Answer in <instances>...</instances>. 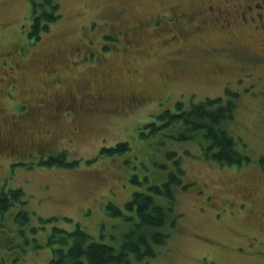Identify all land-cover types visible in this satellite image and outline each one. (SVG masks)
<instances>
[{"label": "rangeland", "instance_id": "obj_1", "mask_svg": "<svg viewBox=\"0 0 264 264\" xmlns=\"http://www.w3.org/2000/svg\"><path fill=\"white\" fill-rule=\"evenodd\" d=\"M44 1L0 0V145L15 140L21 147L16 151L0 147V193L23 190L32 218L23 236L15 223L17 208L0 222V264L50 263L54 250L48 247V237L54 227L72 233L80 226L96 242L120 249L123 233L132 226L108 215L107 206L113 203L131 216L126 206L134 194L149 193V187L164 184L174 172L167 158L174 151L182 157L187 186L186 190L175 187L177 215L181 216L177 229L170 230L168 245L158 248L155 260L138 263L132 257L130 264H264V219L259 213L253 215L252 207H242L248 195L264 203V113H258L259 103L240 97L236 121L228 126L234 139L241 140L240 146L246 145L243 152L251 160L241 168L206 161L200 143L175 140L177 129L152 134L153 128H147L150 124L160 128L163 123L158 117L166 110L176 112L177 103L189 109L206 99H227L225 87L239 71L242 54L222 46L226 35L231 41L236 36L206 27L190 45L174 51L173 44H165L169 33L156 36L162 30L155 33L149 28L148 18L157 11L167 14L170 5L179 3L199 7L201 0H53L61 19L34 44L29 38L32 8ZM120 24L142 25V31L153 37H142L138 46L122 39L118 50L89 52L99 48L109 27ZM73 50L78 52L73 55ZM103 55L102 64L94 60ZM51 61L56 67L46 70ZM51 69H58L63 77L61 95L83 98L90 92L99 97L105 92L116 103L83 101L87 108L74 123L62 119L51 124L54 131L47 144L40 140L50 129L47 124L28 128L30 132L21 139L4 115L11 111L10 101L28 96L34 104L45 98L40 91L53 74ZM11 76L16 77L17 91H11L15 99L2 93ZM48 94H53L51 88ZM132 95L147 101L133 107L124 104ZM63 113L70 117L73 110ZM121 143H129L132 150L99 157L103 149ZM64 150L69 163L79 162L74 169L40 165V157ZM41 220L54 223L41 227ZM32 227L46 230L35 236Z\"/></svg>", "mask_w": 264, "mask_h": 264}, {"label": "trees", "instance_id": "obj_2", "mask_svg": "<svg viewBox=\"0 0 264 264\" xmlns=\"http://www.w3.org/2000/svg\"><path fill=\"white\" fill-rule=\"evenodd\" d=\"M59 5L53 0H45L44 5L33 4L32 23L29 38L34 44L42 40V36L50 31L51 27L61 19L59 15ZM227 101L223 98L206 99L197 105H192L186 109L185 104L177 103L176 112L165 111L158 120L162 126L157 128L155 124H150L152 134L161 129H177L180 132L175 136L179 142L200 143L202 156L207 161H213L223 167L241 168L245 164H251V160L243 152L240 141H236L231 135L228 126L236 121L237 100L239 97L232 96L228 91ZM132 147L129 143L118 144L116 148H106L100 152L99 157H114L129 153ZM69 153L62 151L50 157H40V165L52 168L74 169L79 162L69 163ZM168 160L175 167L174 172L168 175V179L162 185L149 187V193H136L127 204L126 211L131 214L125 215L122 209L110 203L106 208V213L115 218H122L125 223L132 228L123 233L121 248L117 249L112 244L96 242L80 226L75 232L69 233L58 227L49 235L48 247L54 250L52 261L48 264H130L132 257L138 263H145L155 260L158 256V248L168 245L171 238L170 230L177 229L180 215H177L175 187L184 186V169L182 157L177 152L167 153ZM137 184V178H133ZM148 182V178H145ZM25 194L23 190L0 193V222L18 209L15 215V223L21 229L19 235L23 236L24 228L30 227L31 217L25 208ZM161 199V200H160ZM166 201V205L161 201ZM53 224L51 221H40V226ZM46 230V228H43ZM42 229V230H43ZM41 229L32 227L31 232L37 236ZM117 240V238H114ZM37 242V239H35Z\"/></svg>", "mask_w": 264, "mask_h": 264}, {"label": "flooded vegetation", "instance_id": "obj_3", "mask_svg": "<svg viewBox=\"0 0 264 264\" xmlns=\"http://www.w3.org/2000/svg\"><path fill=\"white\" fill-rule=\"evenodd\" d=\"M168 10L169 12L164 15H161L160 11H157L154 16L148 18L150 20L147 22L149 28L150 25L154 28L155 33L158 30H162L159 32L161 35L156 34V36H163L169 33L165 35V41H167L165 44L167 45L166 47L170 43L173 44L176 47L174 51L190 45L196 34L197 36L200 35L206 27L222 31L228 30V33L231 36H236L237 40L242 37L239 40L241 44L237 40H229L227 35L224 38L226 42L222 47H225L227 51L238 50L242 54L241 63H237L239 71L235 73V78L227 83L225 89L227 88L226 91L234 97L240 98L245 96L250 101L259 103L261 109L258 110V113H264V0H201L199 7L193 5L189 7L183 6L179 3L178 5H170ZM158 23H162L163 26L155 29L154 26ZM146 35L153 37L148 32L142 31V25H136L135 27H127L123 24L112 26L109 27L108 33L102 37L99 48L89 52L102 53L107 50L111 52L118 50L120 46L117 45V42L122 41V39L129 45L138 46L139 40ZM77 52V50H73L72 54L75 55ZM89 52L86 55L91 54ZM102 59H106L105 55L100 59L94 60L102 61ZM102 63L103 61L100 64ZM51 66L56 67L52 65L51 61L46 65L45 69L47 70ZM217 67L219 68V73L223 74L224 70L221 66L218 65ZM233 67L229 66V69H234ZM50 71H53L49 72L53 74L48 75V79L45 81L46 86L40 91V94L45 98H41L38 103L34 104L29 102L28 96L23 100L10 101L9 106L11 111L9 113L6 112L4 115L6 122L10 125L11 131L19 135L21 139H24L28 135V128L33 129L36 125L47 124L50 126V129H47L40 139L42 144H47L50 142V137L54 131V126L51 124L56 125L62 119H65L66 122L74 123V119H78L77 117H80L87 108L83 101L97 100L106 103L105 101L110 100V98L106 97L105 92L99 97L88 91L83 98H79L75 94L70 97L61 95L60 92L63 90L64 83L62 82L63 77L58 72V69H51ZM14 78L16 77L11 76L2 93L6 92V94H10L15 99L16 95L11 94L12 90L13 92L17 91V85L13 84ZM49 88L52 89L53 94L51 95L48 94ZM167 100L169 98L160 101L166 102ZM111 101L116 103L114 99L109 102ZM146 101L147 99L141 95H132L124 104L133 107V105H141L146 103ZM67 110H73L72 116H64L63 112ZM24 130H27V132L24 133ZM19 143L20 141H8L5 145H0V147L4 149L11 147V150L16 151L17 149H21L18 146ZM263 204L262 200H257L255 196L248 195L245 196L242 207H252V214L259 213L260 217L264 219Z\"/></svg>", "mask_w": 264, "mask_h": 264}]
</instances>
